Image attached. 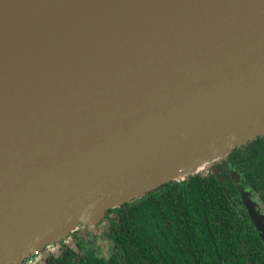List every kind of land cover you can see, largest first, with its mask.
<instances>
[{"label": "water", "instance_id": "95a60500", "mask_svg": "<svg viewBox=\"0 0 264 264\" xmlns=\"http://www.w3.org/2000/svg\"><path fill=\"white\" fill-rule=\"evenodd\" d=\"M263 135L264 0H0V264Z\"/></svg>", "mask_w": 264, "mask_h": 264}, {"label": "trees", "instance_id": "16d2710c", "mask_svg": "<svg viewBox=\"0 0 264 264\" xmlns=\"http://www.w3.org/2000/svg\"><path fill=\"white\" fill-rule=\"evenodd\" d=\"M230 155L253 192L264 194V137ZM118 210L113 235L126 264H264V243L238 190L211 172L166 183Z\"/></svg>", "mask_w": 264, "mask_h": 264}, {"label": "flooded vegetation", "instance_id": "af4514ba", "mask_svg": "<svg viewBox=\"0 0 264 264\" xmlns=\"http://www.w3.org/2000/svg\"><path fill=\"white\" fill-rule=\"evenodd\" d=\"M236 149L230 151L226 157L216 164L219 175L223 178V181L230 180V184H233L236 190H238L237 186H242L246 192H249L251 199L257 204V209L264 214L263 191L253 192L255 189L249 186L250 182L245 178L247 172L244 169L242 172L238 169L240 167L239 157L230 155ZM123 205L109 209L93 229L79 225L67 237L46 244L38 257L27 260L24 264H126L122 244L113 235L116 224L119 222L118 209Z\"/></svg>", "mask_w": 264, "mask_h": 264}, {"label": "rangeland", "instance_id": "374dc122", "mask_svg": "<svg viewBox=\"0 0 264 264\" xmlns=\"http://www.w3.org/2000/svg\"><path fill=\"white\" fill-rule=\"evenodd\" d=\"M36 256L38 257V255H36ZM36 256H35V257H36Z\"/></svg>", "mask_w": 264, "mask_h": 264}, {"label": "built area", "instance_id": "2783aa9c", "mask_svg": "<svg viewBox=\"0 0 264 264\" xmlns=\"http://www.w3.org/2000/svg\"><path fill=\"white\" fill-rule=\"evenodd\" d=\"M26 262V261H25Z\"/></svg>", "mask_w": 264, "mask_h": 264}]
</instances>
